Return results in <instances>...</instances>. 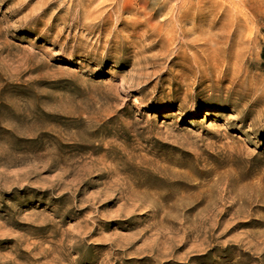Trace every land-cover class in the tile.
<instances>
[{
	"label": "rangeland",
	"instance_id": "rangeland-1",
	"mask_svg": "<svg viewBox=\"0 0 264 264\" xmlns=\"http://www.w3.org/2000/svg\"><path fill=\"white\" fill-rule=\"evenodd\" d=\"M144 1L0 0V264H264V0Z\"/></svg>",
	"mask_w": 264,
	"mask_h": 264
},
{
	"label": "bare ground",
	"instance_id": "bare-ground-1",
	"mask_svg": "<svg viewBox=\"0 0 264 264\" xmlns=\"http://www.w3.org/2000/svg\"><path fill=\"white\" fill-rule=\"evenodd\" d=\"M170 0H161L160 5L165 7ZM196 1V9L194 10L193 14L189 13L188 10V6L189 3L191 2V0H183L182 1V5H181V9H184L183 11H181L179 14L175 15L174 18L169 19L167 22L168 24H171L172 26V31L174 34L178 33L181 34L182 30L178 27H176V25L180 24V23H184L187 22L189 19H192L193 22L197 23V19L202 15V7H201V2L202 0H195ZM142 5V7L144 8V6H146V1L144 0H122V2H120V4H117V0H110V5H111V9H112V13H110V15L108 16V19H115V21H120L121 22V16L124 12H127V10H130L133 6L135 5ZM217 6V5H216ZM162 7V8H163ZM160 9V8H159ZM102 15H100L99 17H101ZM151 19V17H149L147 20L149 21ZM122 23V22H121ZM144 23V22H143ZM129 24L133 27V28H138L140 26L141 23H139L137 20H131L129 21ZM200 41L199 40H195L192 44L193 45H197L199 44ZM192 49L193 47L191 45L187 46L185 44L181 45V49ZM198 53H202L201 55H203V51H200ZM213 56H216L217 53L212 52L211 53ZM177 58H179V56H177ZM204 58V56H203ZM205 59V58H204ZM206 60V59H205ZM82 202H77V204H81ZM122 207L124 208V205H122ZM83 210L85 211H89V207H85L83 208ZM131 213H127V214H123L122 217L126 218L130 215ZM121 216V215H120ZM90 236H87V239H90ZM83 240H79L78 242H73L70 246V249L73 251L77 252V255L81 252V250L83 249ZM114 248H121L119 247V245L115 244ZM154 252H156L154 247H151V249L149 250L150 254H153ZM62 260L61 258L58 260H55V264H60ZM77 261H79V255H78V259ZM71 264V263H70ZM75 264V262L73 263ZM103 264V263H102ZM105 264V263H104Z\"/></svg>",
	"mask_w": 264,
	"mask_h": 264
},
{
	"label": "trees",
	"instance_id": "trees-1",
	"mask_svg": "<svg viewBox=\"0 0 264 264\" xmlns=\"http://www.w3.org/2000/svg\"><path fill=\"white\" fill-rule=\"evenodd\" d=\"M261 60L264 61V51L262 52Z\"/></svg>",
	"mask_w": 264,
	"mask_h": 264
}]
</instances>
